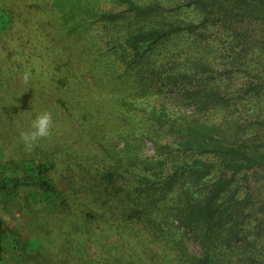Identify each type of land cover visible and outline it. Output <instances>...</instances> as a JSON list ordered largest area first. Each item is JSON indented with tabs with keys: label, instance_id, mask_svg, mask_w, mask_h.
Wrapping results in <instances>:
<instances>
[{
	"label": "trees",
	"instance_id": "obj_1",
	"mask_svg": "<svg viewBox=\"0 0 264 264\" xmlns=\"http://www.w3.org/2000/svg\"><path fill=\"white\" fill-rule=\"evenodd\" d=\"M104 1L111 8L80 10L108 35L104 45L90 36L78 46L79 58L87 57L86 49L94 57L84 58L82 67L67 46L59 53L53 43L46 56L59 92L55 100L67 119L89 133L84 145L90 147L80 151L63 148L55 139L39 140L35 151L24 144L19 155L3 154L1 198H23L26 207L42 206L65 220L69 230L59 225L54 241L67 237L59 250L65 254L62 264H264V143L231 141L226 135L227 128L216 121L227 103L222 90L205 83L202 93L196 79L197 91L190 92L175 79L218 65L211 58L216 40L223 45L219 65L224 71L239 64L255 30L252 24L264 30V0ZM8 14L1 9L0 16L9 20ZM212 24L221 33H200ZM89 30L85 22L77 23L70 33L81 38ZM227 51H234V58ZM118 61L123 65L119 78H135L137 87L132 86L137 89L126 86V95L124 89L102 95L119 102L106 112L115 121L110 115L102 120L94 88L78 77L88 68L103 90L108 75L100 69ZM71 76H76L77 94L65 100ZM149 80L189 97L190 112L162 99L147 110L135 107L146 117L124 122L122 133L118 131L121 146L113 143L108 130L121 127L120 113L149 94L163 92ZM107 84L116 85L118 79ZM145 139L153 144L151 153L144 150ZM47 224L39 230L50 243ZM26 238L0 217V264L7 245L20 250L16 258L26 257L24 249L31 245ZM189 239L198 248L191 249ZM89 243L99 247L96 254L86 248Z\"/></svg>",
	"mask_w": 264,
	"mask_h": 264
},
{
	"label": "rangeland",
	"instance_id": "obj_2",
	"mask_svg": "<svg viewBox=\"0 0 264 264\" xmlns=\"http://www.w3.org/2000/svg\"><path fill=\"white\" fill-rule=\"evenodd\" d=\"M97 1L0 0V11L2 9V11L10 14H8L9 20L0 16V158L4 155L5 157L10 156L13 153L19 155L18 153L22 152L20 147L24 143L20 138L21 131L26 130L35 115L44 110L52 112L53 126L51 134L40 139L41 141L50 142L55 139L63 145V148L72 149L73 147L80 149V151L90 147V144L84 145L85 141L89 139V133L85 132L78 123H73L67 119L55 100L56 94L59 92L50 72L48 73L50 58L46 56L49 52L48 49L53 51L52 43L59 53L64 52V48L67 46V52L78 60L82 67L88 56L92 58L96 55L86 49L87 57L79 58L77 50L78 46L90 36H97L101 44L107 39L108 35L101 30V24L95 19L86 18L85 12L81 13L80 11L81 9L86 11L87 7L91 5L111 8V5L104 0ZM84 22L85 26L89 25L91 30L81 38H75L70 33V28L76 26L77 23L84 24ZM256 24L258 23L252 24L255 30L250 31L251 36L248 38L250 43L243 48V57L239 64H234L225 72L223 67L219 65L221 61L220 50L223 45L218 40H214L215 57L211 56V58L218 65L206 70L200 68L193 74L190 72V74L175 78L177 79L176 82L190 92L192 90L197 91L196 79H200V83H202L200 86L202 93L205 83L213 89L222 90L224 92L222 95L227 103L223 116L218 114L216 121L220 123L219 126L224 125L227 128L226 135L232 137L231 141L244 139L249 144L264 143V30L262 25ZM199 31L204 35L209 33L211 37V33H221V28L212 24L207 29L200 28ZM233 52L227 51L226 53L231 54L234 58L236 54ZM17 56L18 59H16ZM27 57L28 60H26ZM112 66L111 68L110 64L107 67L103 65L100 69L108 75V78L104 80L106 83L103 82V90L94 83L91 78L92 73L88 71V68H85V76L78 78L94 88V97L100 102L99 107L102 114L98 118L103 120L106 115H110L108 118L115 121L114 114H107L106 112L111 113V109L118 107L119 102H116L115 98L113 100L110 98L103 99L101 98L102 95L106 93L114 95L122 89H124L123 94H125L126 86L135 90L137 88L132 85L136 84L137 87L138 83L135 78L128 81L129 78L126 75H121L119 78L117 73L123 72V65L120 61L115 64L112 63ZM25 73L28 74L27 81L24 79ZM79 75L83 76V72L81 71ZM74 77L71 76L70 78L68 92H63L65 100L77 94L74 87ZM110 78L118 79V84H107ZM150 84L152 87L162 88L163 92H159V94L157 91L151 92L152 94L135 101L134 108L125 109L122 114L120 113L122 119H119L118 123L121 127L108 130L112 137H107L113 143H119L121 146L122 137L119 134L122 133V130L119 129H124V122L140 121L146 117L144 110L136 108L150 109L156 99L164 100L165 104L172 108L179 107L185 112H190L191 105L189 102L191 100L189 97L179 96L175 90H168L166 85H162L159 81L156 84L153 82ZM156 88L153 89L156 90ZM116 119L118 120V118ZM8 122L11 123V127L7 126ZM144 141V150L151 153L153 144L148 139ZM261 149L263 150L264 146ZM30 151H35V146L31 147ZM262 191L260 196L264 200V190ZM8 200L5 197L2 199L0 196V217L9 226H17L31 245L24 249L26 252L28 251L25 253L26 257L19 259L16 258V254L20 253V250L16 252L10 245H7L4 252V263L2 264H19L20 261H24L25 264H62L65 254L59 250L67 237L59 240L57 244L54 241L59 237L57 234L59 225H62L63 229L69 230V226L68 228L67 225L63 226L65 220L56 217L57 212L48 210V214L42 206L26 207L23 198L17 197L13 201ZM136 221L141 226V222ZM174 222L177 224L175 219ZM47 223H49L52 233L48 235L52 238L50 243L44 241L43 234L39 230L40 227H48ZM189 245L191 249L197 247L193 239H189ZM86 248L90 250L91 254H96L99 250V247L94 243H89Z\"/></svg>",
	"mask_w": 264,
	"mask_h": 264
},
{
	"label": "clouds",
	"instance_id": "obj_3",
	"mask_svg": "<svg viewBox=\"0 0 264 264\" xmlns=\"http://www.w3.org/2000/svg\"><path fill=\"white\" fill-rule=\"evenodd\" d=\"M25 81L28 80V74L24 75ZM53 126V114L44 110L35 115L31 120L30 126L20 133V138L27 147H32L40 139L46 138L51 134Z\"/></svg>",
	"mask_w": 264,
	"mask_h": 264
}]
</instances>
